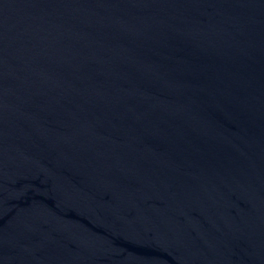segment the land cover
Listing matches in <instances>:
<instances>
[{
  "label": "water",
  "instance_id": "obj_1",
  "mask_svg": "<svg viewBox=\"0 0 264 264\" xmlns=\"http://www.w3.org/2000/svg\"><path fill=\"white\" fill-rule=\"evenodd\" d=\"M0 264H264V0H0Z\"/></svg>",
  "mask_w": 264,
  "mask_h": 264
}]
</instances>
